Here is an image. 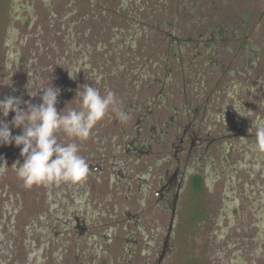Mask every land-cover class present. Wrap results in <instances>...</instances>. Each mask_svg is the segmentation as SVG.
Here are the masks:
<instances>
[{"label": "flooded vegetation", "instance_id": "flooded-vegetation-1", "mask_svg": "<svg viewBox=\"0 0 264 264\" xmlns=\"http://www.w3.org/2000/svg\"><path fill=\"white\" fill-rule=\"evenodd\" d=\"M20 2L10 0V23L5 30L6 38L10 35V48L4 52L0 84H11L0 85V99L13 96L39 104L43 92L38 91L52 85L61 90L56 105L58 112L69 103L67 111L77 107L76 90L87 84L102 95L115 93L119 113L110 111L86 141H76L79 154L89 165L87 178L79 183L26 188L12 167L17 160L23 162L21 149L14 144L0 146L3 158L0 163L6 162L8 166L0 174V264H48L50 260L53 264H63L64 255L72 256L75 264H95L101 256H108L110 264L114 260L132 264L138 258L136 252L145 257L143 264H164L173 246L170 240L178 222L181 193L189 180H205L212 185L222 174L229 179L230 167L237 169L224 156L227 150L222 146L224 135L215 138L208 131L198 130L201 124L197 116L208 109L205 103L199 107V104L174 102L168 87L172 79L170 69L161 75L156 61L150 69L147 60L128 67L122 57L124 53L111 50L101 38L105 32L76 28L77 18L66 29L65 44L59 49L48 45L58 52L55 57L49 56L46 38L40 39V49H35L44 51L51 64L64 65L62 72L53 78L32 75L33 52L24 56L14 43L19 29L11 21L36 19L38 13ZM22 9L28 10V14L23 16ZM31 31L28 26L24 36L30 37ZM34 34L42 35V32ZM162 35L169 37L171 47L175 34L163 27L159 36ZM132 38L126 35L121 39L131 46ZM4 45L7 46V40ZM9 52L15 57L12 67L7 61ZM164 52L167 54V49ZM112 54H115L114 62ZM112 63H118V67L111 66ZM118 68L127 73L121 80V90L112 86L116 82L113 73L121 71ZM67 70L73 76L77 74L75 80ZM133 73V77L128 75ZM194 78L197 79L191 75L182 83V92L186 86L192 88L196 84ZM192 89L197 94L202 92L196 86ZM232 90L233 87L229 88L233 99L229 112L237 103ZM28 92L38 95L30 97ZM181 115L186 118L184 123L179 118ZM13 116L14 113L9 114L8 122ZM21 131L12 129L13 135ZM58 139L69 142L63 133L58 134ZM216 142H220V161L211 152V145ZM113 242L115 249H120L117 255L108 252L109 247L113 249Z\"/></svg>", "mask_w": 264, "mask_h": 264}, {"label": "rangeland", "instance_id": "rangeland-1", "mask_svg": "<svg viewBox=\"0 0 264 264\" xmlns=\"http://www.w3.org/2000/svg\"><path fill=\"white\" fill-rule=\"evenodd\" d=\"M197 1L201 8L193 10ZM20 3H27L38 13L36 19L11 21L19 29L14 43L24 56L33 52L32 75L53 78L62 72L64 65L50 63L49 56L53 58L58 52L48 45L59 49L65 44L66 29L77 18L79 22L74 27L105 32L101 38L111 50L124 53L120 56L126 59L128 67L147 60L150 69L156 61L161 75L170 69L172 79L168 87L174 102L199 107L205 103L208 109L197 116L201 124L198 130L208 131L215 138L224 135L222 146L227 148L224 156L237 166L232 172V183L225 182L226 174L212 185L205 180H189L181 193L178 222L170 240L173 246L164 264H264V151L255 147L256 129L251 128L257 117L264 118V0H21ZM9 8L10 0H0V71L4 68V52L10 48V35L5 36L10 23ZM27 11L22 9V15H27ZM28 26L32 29L30 37L24 36ZM163 27L178 36L179 52L169 46V37L159 36ZM218 27H223L224 35L231 38L227 47L220 46ZM229 28L236 29V33L230 35ZM37 31L42 35L34 34ZM126 35L135 36L134 47L121 39ZM44 38L50 50L48 57L44 51H35L40 49L39 40ZM208 39L210 44L205 50L202 43ZM119 45L124 47L121 49ZM252 46L257 48L256 52H250ZM14 50L12 47L11 51ZM112 58L114 62L115 54ZM209 58L215 59L219 66L208 73L210 64L216 63L204 66ZM112 65L118 67V63ZM220 66L225 67L221 73ZM126 75L122 70L113 73L116 82L112 86L121 90V80ZM191 75L197 77L192 88L196 86L202 91L200 94L188 86L185 92L181 91L182 83ZM236 77L242 81L234 89V100L239 103L229 112L233 105L229 88ZM179 118L183 123L186 121L182 115ZM218 143L211 145V152L220 161ZM255 157L262 168L253 171ZM231 203L236 206H227ZM112 247L108 252L117 255L120 249H115V242ZM135 254L138 258L132 264H143L145 257ZM100 259L95 264H110L108 256ZM62 261L75 264L70 255H64ZM112 264L123 263L114 260Z\"/></svg>", "mask_w": 264, "mask_h": 264}, {"label": "clouds", "instance_id": "clouds-1", "mask_svg": "<svg viewBox=\"0 0 264 264\" xmlns=\"http://www.w3.org/2000/svg\"><path fill=\"white\" fill-rule=\"evenodd\" d=\"M14 60V55L9 52L8 65L11 66ZM67 71L75 80L77 74L73 76L71 71ZM40 91L43 95L39 104L13 96L0 99V146L14 144L21 149L23 162L17 160L12 167L26 188L61 182L79 183L87 178L89 165L79 154L76 141H86L96 124L110 111L119 113V100L111 91L102 95L97 88L84 84L76 90L74 99L79 98L77 107L65 111L68 103L58 112L56 105L61 90L50 85ZM38 92L28 94L36 97ZM10 113L14 116L8 122ZM252 122L251 128L256 129V148L264 151V118L257 117ZM13 128L21 129V134L13 135ZM60 133L69 142H61L58 139ZM2 159L0 157V161ZM7 168L6 162L0 163V174Z\"/></svg>", "mask_w": 264, "mask_h": 264}, {"label": "trees", "instance_id": "trees-1", "mask_svg": "<svg viewBox=\"0 0 264 264\" xmlns=\"http://www.w3.org/2000/svg\"><path fill=\"white\" fill-rule=\"evenodd\" d=\"M138 1V0H137ZM200 1H197L196 2V4L197 5H195V6H193V10H195L196 8H198L199 6H200ZM192 6V5H191ZM199 8H201V6L199 7ZM214 28H212L211 30H213ZM230 29V28H229ZM231 30V32H232V34H230V35H234V33H236L235 31H236V29H230ZM217 31H218V40L219 41H221V43H220V46L221 47H227L228 46V39H231L230 37H227L226 35H224V31H225V29L223 28V27H218L217 28ZM174 33V32H173ZM175 34V33H174ZM172 39V46H173V48H174V52H179L180 51V48H179V39H178V36L177 35H174V38H171ZM224 42V43H223ZM174 44V45H173ZM203 47L205 48V50H207V46L210 44V42H209V39L208 40H206V41H204L203 43ZM194 48V47H193ZM257 51V48L255 47V46H252V48L250 49V52L252 53V52H256ZM206 54V53H205ZM217 54V53H216ZM213 63V62H216V63H213V64H210V63ZM208 64H210L211 65V68L209 69V72H210V70L212 69V68H216V67H218L219 66V64H218V62L214 59H211V58H209L208 60H206L205 61V64H204V66L205 65H208ZM224 68L225 67H223V66H220V70L218 69V72L219 73H221L223 70H224ZM231 72H233L234 70L232 69V70H230ZM239 72H237L236 73V75L238 76L239 74H238ZM242 83V81H240L239 80V78L238 77H236V78H234V80L232 81V85H233V91H234V89L237 87V86H239L240 84ZM235 87V88H234ZM237 103H239V101L237 102ZM235 104V107L238 105V104ZM256 147V146H255ZM255 147H254V149H255ZM255 160H256V162H255V164L253 165V167H254V170L253 171H255V170H258V169H260V168H262V166H261V164L259 163V161L257 160V158L255 157ZM232 169H235V168H233V167H230L229 168V171H228V173L230 174V175H227V176H229V179H226V181L225 182H229V181H231V183H232V172L234 171V170H232ZM262 170H264V168L262 169ZM230 205H235L236 206V204H234V203H231V204H227V206H230ZM257 239H261V236H257ZM236 261V260H235Z\"/></svg>", "mask_w": 264, "mask_h": 264}]
</instances>
